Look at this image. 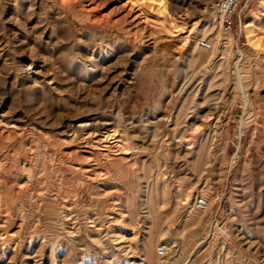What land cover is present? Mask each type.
Listing matches in <instances>:
<instances>
[{
	"label": "rangeland",
	"instance_id": "1",
	"mask_svg": "<svg viewBox=\"0 0 264 264\" xmlns=\"http://www.w3.org/2000/svg\"><path fill=\"white\" fill-rule=\"evenodd\" d=\"M232 21L0 0V264H264V0Z\"/></svg>",
	"mask_w": 264,
	"mask_h": 264
},
{
	"label": "built area",
	"instance_id": "2",
	"mask_svg": "<svg viewBox=\"0 0 264 264\" xmlns=\"http://www.w3.org/2000/svg\"><path fill=\"white\" fill-rule=\"evenodd\" d=\"M243 0H214V9L219 20L220 28L224 34L230 35L232 32L233 18L237 12L241 11ZM240 17L238 16V24L240 25ZM200 49L208 51L211 49V44L206 40H201L198 43ZM195 210L198 213H205L208 209V202L205 198L198 197L195 200ZM158 255L165 254V247L160 246L157 249Z\"/></svg>",
	"mask_w": 264,
	"mask_h": 264
},
{
	"label": "bare ground",
	"instance_id": "3",
	"mask_svg": "<svg viewBox=\"0 0 264 264\" xmlns=\"http://www.w3.org/2000/svg\"><path fill=\"white\" fill-rule=\"evenodd\" d=\"M131 10V9H130ZM97 135V134H96ZM112 135V134H111ZM108 136V135H107ZM106 139H107V137H105ZM113 141V140H112ZM111 141V142H112ZM113 143L115 144V145H118V147H121V145H122V141H120V140H116L115 141V139H114V141H113Z\"/></svg>",
	"mask_w": 264,
	"mask_h": 264
}]
</instances>
